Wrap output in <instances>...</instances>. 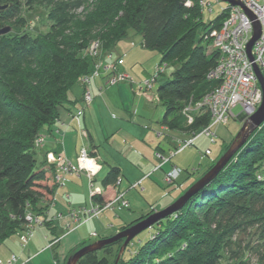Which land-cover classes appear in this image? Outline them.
Masks as SVG:
<instances>
[{
	"label": "trees",
	"instance_id": "16d2710c",
	"mask_svg": "<svg viewBox=\"0 0 264 264\" xmlns=\"http://www.w3.org/2000/svg\"><path fill=\"white\" fill-rule=\"evenodd\" d=\"M186 1L0 0V23H14L9 25V33L0 36V244L26 230L30 226L28 216L46 217L56 184H51L44 167H51L46 163L47 152L37 166L36 148H41L43 142L36 141L43 137V129L57 120L59 109L71 101L75 89L86 87L80 79L91 76L95 70L92 45H98L97 52H110L132 30L141 38L143 48L157 50L161 63L173 67L170 78L156 86L164 109L160 123L169 131L187 134L188 138L169 150L175 151L170 159L192 146L193 141L190 145L185 143L211 123L209 112L203 108L192 111L191 123L183 111L219 84L208 77L219 54L207 51L210 43L205 35L211 27L222 23L228 8L205 23L198 0H191L190 7L185 5ZM34 3L49 7L46 31H29L26 27L22 11ZM80 8L81 13H76ZM214 126L211 130L215 141ZM233 137L195 180L215 163ZM210 153L204 152V156L210 157ZM170 168L179 173L183 170L174 165ZM119 172L118 167H111L102 180L103 186L113 184ZM91 198L101 203L105 200L97 194ZM152 212L139 215L126 225ZM261 226L264 227V123L214 179L180 210L155 223L154 231L136 250H128V256L118 264H219V249L236 233ZM28 231L31 232L29 228ZM111 245L117 248L118 242L104 246L100 255V250L86 254L77 264H114L116 252L107 248Z\"/></svg>",
	"mask_w": 264,
	"mask_h": 264
},
{
	"label": "rangeland",
	"instance_id": "374dc122",
	"mask_svg": "<svg viewBox=\"0 0 264 264\" xmlns=\"http://www.w3.org/2000/svg\"><path fill=\"white\" fill-rule=\"evenodd\" d=\"M207 1L210 5L207 4L203 10L205 23L214 20L228 7V3L222 0ZM47 9L49 7L45 3H34L30 8L26 6L22 13L25 14L29 31L47 30L50 23L46 18ZM81 11L80 8L75 12ZM0 25L12 27L14 23L1 22ZM98 49V46L90 48L96 55L98 65V74L92 76L87 85L92 100L85 105V87L78 86L71 101L59 109L57 120L43 129V145L36 148L37 166L41 165V159L44 161L45 152L61 153L74 163L80 149L87 148L101 164V169L91 181L94 185L90 186L89 179L83 173L69 174L63 185H55L53 201L49 204L46 217L40 214L28 219L31 232L27 228L0 244V264H8L9 261L13 264H66L73 250L80 249L83 242L88 245L110 237L139 215L159 211L171 204L240 129L238 118H231L227 126L217 124L214 126L217 135L214 143L206 135L200 134L193 139L192 146L159 166L161 160L156 156L158 151L168 155L174 145L188 138L187 134L169 131L160 123L164 109L156 86L170 78L173 67L161 63V54L157 50L143 48L141 38L132 30L116 44L114 50L97 52ZM210 50L209 44L207 51ZM110 74H124L127 77L116 84H108ZM232 112L237 117L241 107H234ZM207 149L211 150L210 157L204 156ZM171 165L183 170L175 182H166L165 185L163 177ZM113 166L119 168L120 174L113 184L104 187L102 180ZM44 167L51 184H54V169L47 165ZM96 187H100L101 191L93 192ZM92 192L103 195L105 200L95 202L91 198L94 195ZM106 202H111L110 206ZM97 205L99 212L91 217L79 212L81 208L90 209ZM77 212L76 218H71V213ZM44 221L47 222L43 224ZM261 227L236 233L227 245L219 249V264H264V227ZM153 231L154 227L138 234L122 252L120 248L124 240L118 241L117 248L108 246L110 252H116L114 264L126 258L128 250H136L139 243ZM102 249H99V255L103 253Z\"/></svg>",
	"mask_w": 264,
	"mask_h": 264
},
{
	"label": "built area",
	"instance_id": "2783aa9c",
	"mask_svg": "<svg viewBox=\"0 0 264 264\" xmlns=\"http://www.w3.org/2000/svg\"><path fill=\"white\" fill-rule=\"evenodd\" d=\"M238 1L251 13L252 17L240 6L228 5L227 15L222 23L218 27H211L205 35V38L209 40L211 50L219 54L218 62L214 69L208 74V77L218 80L219 84L200 101L196 104H189L183 111L189 123L193 121L192 111L196 112L203 108L205 111L209 112L211 123L204 127L200 134L210 137L211 143H214V133L211 127L216 124H226L231 118H237L232 112L234 107L240 106V113L248 117L256 111L262 101V91L258 78L254 72V65L258 67L259 71L264 76V0ZM198 3L202 10H204L207 4L210 5V2L207 0H198ZM185 5L190 7L192 1L187 0ZM211 10L212 8L210 6L209 11ZM255 22H258L260 25V35L251 47V60L247 52V44L253 36V24ZM97 46V44H94L91 49ZM107 67L111 69L110 65ZM158 68L159 67H157V69ZM97 74L98 65H95V70L91 76H84L80 79L81 83L86 86L83 96L85 105H88L92 100L87 85L91 82L92 76ZM126 77L124 74H110L107 77V82L109 84H116ZM148 83L147 81L146 84L149 85ZM42 141V137L39 139L37 138L36 144L42 143ZM192 141L193 139L189 140L185 145L192 144ZM174 153L175 151L169 152L168 155L156 154L159 160H161L159 166L167 163ZM209 153V149L205 151V154ZM45 159L46 163L51 165L54 169L53 181L56 185H63L67 175L80 173L87 176L90 181V186L94 185L91 181L101 169V164L97 158L91 155L85 147L80 149L74 163L68 161L61 153H53L51 151L46 153ZM178 173V169L170 168L164 176V182L171 183ZM100 191V187H96L93 192L98 193ZM110 204L111 202H106L107 206H110ZM99 209L100 207L97 205L95 208L91 206L90 209L86 207L81 208L79 212L81 214H88V216L91 217L98 213ZM79 212L76 214L71 213V218H76L75 216H77ZM27 218L29 220L32 219L30 216ZM22 239L25 240L24 237H22ZM8 264H13V262L9 261Z\"/></svg>",
	"mask_w": 264,
	"mask_h": 264
},
{
	"label": "water",
	"instance_id": "95a60500",
	"mask_svg": "<svg viewBox=\"0 0 264 264\" xmlns=\"http://www.w3.org/2000/svg\"><path fill=\"white\" fill-rule=\"evenodd\" d=\"M227 2L229 6H240L244 11H246L251 17V13L241 4L238 0H222ZM3 6L0 5V10ZM11 31L9 25L0 27V36L5 35ZM260 35V25L258 22L253 24V36L247 44V52L250 55V50L253 43L258 39ZM254 72L258 78L259 85L262 91V101L256 111L250 116L246 117L245 114L239 113L237 115L238 121L240 122V129L234 136L233 140L229 144L228 148L220 155V157L215 161V163L197 180H195L179 197H177L171 204L165 208L155 211L149 214L147 217L133 223L127 228L115 233L110 237L99 239L88 245L81 247L80 249L73 252L67 259L66 264H77L78 260L90 252L97 251L104 246L118 242L119 240H124L120 248V252L124 250L126 245L138 234L144 230L151 228L158 221L172 215L176 211L180 210L188 199L201 190L207 183L216 177V175L221 171V169L227 164L231 157L246 143L250 134L258 129L264 123V76L259 71L258 67L254 65Z\"/></svg>",
	"mask_w": 264,
	"mask_h": 264
}]
</instances>
